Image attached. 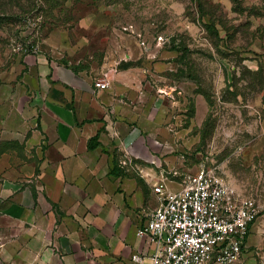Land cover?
Here are the masks:
<instances>
[{
  "label": "rangeland",
  "instance_id": "374dc122",
  "mask_svg": "<svg viewBox=\"0 0 264 264\" xmlns=\"http://www.w3.org/2000/svg\"><path fill=\"white\" fill-rule=\"evenodd\" d=\"M40 54L135 74L164 152L254 202L234 264H264V0H0V85Z\"/></svg>",
  "mask_w": 264,
  "mask_h": 264
},
{
  "label": "crops",
  "instance_id": "0c3cea01",
  "mask_svg": "<svg viewBox=\"0 0 264 264\" xmlns=\"http://www.w3.org/2000/svg\"><path fill=\"white\" fill-rule=\"evenodd\" d=\"M78 66L27 56L0 85V264L149 263L136 233L160 204L153 186L189 173L135 74Z\"/></svg>",
  "mask_w": 264,
  "mask_h": 264
},
{
  "label": "built area",
  "instance_id": "2783aa9c",
  "mask_svg": "<svg viewBox=\"0 0 264 264\" xmlns=\"http://www.w3.org/2000/svg\"><path fill=\"white\" fill-rule=\"evenodd\" d=\"M208 168L185 174L177 190L153 186L160 204L136 233L151 243L153 253L149 263L137 254L132 262L234 264L239 260L257 220L255 204Z\"/></svg>",
  "mask_w": 264,
  "mask_h": 264
},
{
  "label": "trees",
  "instance_id": "16d2710c",
  "mask_svg": "<svg viewBox=\"0 0 264 264\" xmlns=\"http://www.w3.org/2000/svg\"><path fill=\"white\" fill-rule=\"evenodd\" d=\"M96 139H97V138H94V140L92 139V140L89 142V145H88L89 148H93V147L96 145V143L93 144V142H96Z\"/></svg>",
  "mask_w": 264,
  "mask_h": 264
}]
</instances>
